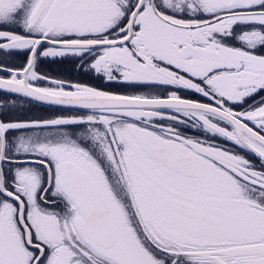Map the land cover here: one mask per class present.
<instances>
[{"label":"snow or ice","instance_id":"6c2138e0","mask_svg":"<svg viewBox=\"0 0 264 264\" xmlns=\"http://www.w3.org/2000/svg\"><path fill=\"white\" fill-rule=\"evenodd\" d=\"M0 264H264V0H0Z\"/></svg>","mask_w":264,"mask_h":264},{"label":"rangeland","instance_id":"374dc122","mask_svg":"<svg viewBox=\"0 0 264 264\" xmlns=\"http://www.w3.org/2000/svg\"><path fill=\"white\" fill-rule=\"evenodd\" d=\"M53 67H55V66H53Z\"/></svg>","mask_w":264,"mask_h":264}]
</instances>
